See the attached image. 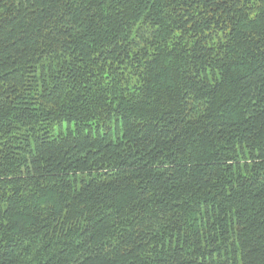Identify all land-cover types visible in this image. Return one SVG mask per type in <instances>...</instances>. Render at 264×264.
Here are the masks:
<instances>
[{
    "label": "trees",
    "instance_id": "trees-1",
    "mask_svg": "<svg viewBox=\"0 0 264 264\" xmlns=\"http://www.w3.org/2000/svg\"><path fill=\"white\" fill-rule=\"evenodd\" d=\"M0 264H264V0H0Z\"/></svg>",
    "mask_w": 264,
    "mask_h": 264
}]
</instances>
